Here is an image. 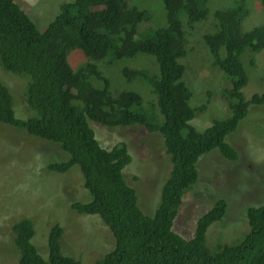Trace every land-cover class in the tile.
<instances>
[{"label":"trees","instance_id":"1","mask_svg":"<svg viewBox=\"0 0 264 264\" xmlns=\"http://www.w3.org/2000/svg\"><path fill=\"white\" fill-rule=\"evenodd\" d=\"M162 1L167 24L140 31L139 24L149 21L152 14L128 0L64 2L43 30L16 0H0V64L29 75L26 101L38 113L27 119L17 117L14 96L0 80V123L54 142L69 154L67 160L54 161L49 169L64 173L78 166L91 200L74 201L72 207L99 214L116 240L115 248L94 264H264V203L248 205L249 231L233 241L209 244L207 239L211 224L227 213L229 204L224 197L198 218L191 237L173 228L183 195L199 178L202 155L217 148L229 160L240 158L227 135L239 127L251 104H264V93L247 99L243 91L249 82L243 55L247 50L264 49V24L243 31L249 8L239 0L214 11L213 31L204 32L202 39L213 64L231 80L223 90L231 114L199 131L191 120L207 103L190 104L193 91L184 80L186 66L180 59L187 55V45L195 44L188 38L182 16L186 14L189 28L195 29V23L209 18L211 8L208 0ZM261 2L264 6V0ZM72 48L81 49L88 58L77 69L68 59ZM138 54L153 55L157 67L125 66L122 74L128 80L141 79L152 94L136 87L139 91L113 95L109 79L95 61ZM255 65L251 58L250 67ZM91 121L109 127L141 125L162 134L169 171L154 214L142 210L138 189L124 172L132 161L127 143L103 146ZM262 182L264 186V176ZM12 229L19 264H83L62 252L64 228L60 223L50 228L48 259L32 242L35 227L31 218H20Z\"/></svg>","mask_w":264,"mask_h":264},{"label":"rangeland","instance_id":"2","mask_svg":"<svg viewBox=\"0 0 264 264\" xmlns=\"http://www.w3.org/2000/svg\"><path fill=\"white\" fill-rule=\"evenodd\" d=\"M16 1L43 30L60 12V5L73 0ZM235 1L208 0L211 8L209 18L195 23V29L189 28L186 14L182 16L188 38L195 44H188L187 55L180 59L186 66L184 80L193 91L190 104L197 107L207 103V107L199 110L191 120V124L199 131L212 125L215 119H223L231 114L223 95L224 88L231 85V80L213 64V56L202 34L213 31L214 11L232 6ZM239 1L249 8L242 21L243 31L264 24L261 0ZM128 3L145 8L152 14L149 21L139 24L140 31L167 24L162 0H128ZM249 51L243 55L249 75V82L243 88L247 99L257 92L264 93V49L256 53ZM251 58L256 63L254 67H250ZM68 59L75 69L88 61L79 48L69 50ZM95 62L109 79L113 95L124 90H141L148 96L152 94L149 87L140 82L141 79H126L122 69L125 66L142 68L143 65L156 68L153 55L138 54L121 59L107 57ZM0 80L14 96L17 117L27 119L38 115L26 101L29 75L7 70L0 64ZM94 83L98 84L97 81ZM94 122L96 136L103 146L111 148L120 141L127 143L132 161L124 168L125 173L138 189L142 210L154 214L169 169L162 134L141 125L109 127ZM12 128L15 127L0 123V264H19L20 251L14 242L12 224L22 217L33 220L35 234L32 242L45 259L49 258L50 228L60 223L64 228L61 238L64 254L79 258L83 264H94L101 260L115 248L116 240L110 227L98 214L76 213L71 208L74 201L90 199L78 166L64 173L48 170L50 161H65L69 154L54 142L29 136L24 129ZM227 141L234 144L240 158L229 160L217 148L203 154L199 162V178L193 188L183 195L173 228L186 238L194 234L198 218L219 198L228 200V210L222 220L209 227V244L221 240L233 241L248 232V205L264 203V104H251L239 127L227 135Z\"/></svg>","mask_w":264,"mask_h":264},{"label":"clouds","instance_id":"3","mask_svg":"<svg viewBox=\"0 0 264 264\" xmlns=\"http://www.w3.org/2000/svg\"><path fill=\"white\" fill-rule=\"evenodd\" d=\"M227 105H228V103H227ZM229 107V106H228ZM60 147V146H59ZM60 149H61V147H60ZM54 161H50L49 163H48V165H47V168H48V166L51 164V163H53ZM48 170H50V171H53V170H51V169H49L48 168ZM169 171V170H168ZM124 172H125V170H124ZM126 174V173H125ZM167 175H168V173L165 175V177H167ZM88 191V190H87ZM89 193V192H88ZM89 196H90V193H89ZM89 200H91V196H90V199ZM88 201V200H87ZM71 206V208H73L72 207V205H70ZM74 209V208H73ZM75 210V209H74ZM74 212H76V213H78V211L77 210H75ZM79 213H82V212H79ZM84 214V213H83ZM85 214H92V213H85ZM99 215V214H98ZM100 216V215H99ZM101 217V216H100ZM30 218V217H29ZM102 219V218H101ZM103 220V219H102ZM33 221V220H32ZM104 222V221H103ZM105 223V222H104Z\"/></svg>","mask_w":264,"mask_h":264}]
</instances>
